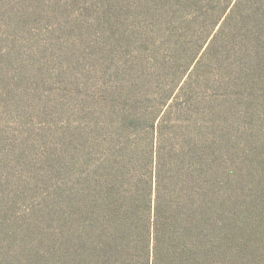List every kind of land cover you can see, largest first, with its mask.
I'll list each match as a JSON object with an SVG mask.
<instances>
[{
	"label": "rangeland",
	"instance_id": "rangeland-1",
	"mask_svg": "<svg viewBox=\"0 0 264 264\" xmlns=\"http://www.w3.org/2000/svg\"><path fill=\"white\" fill-rule=\"evenodd\" d=\"M209 158L211 264H264V0H0V264H86L108 154Z\"/></svg>",
	"mask_w": 264,
	"mask_h": 264
},
{
	"label": "trees",
	"instance_id": "trees-1",
	"mask_svg": "<svg viewBox=\"0 0 264 264\" xmlns=\"http://www.w3.org/2000/svg\"><path fill=\"white\" fill-rule=\"evenodd\" d=\"M108 154L78 194V245L86 264H211L215 183L207 154L175 145Z\"/></svg>",
	"mask_w": 264,
	"mask_h": 264
}]
</instances>
